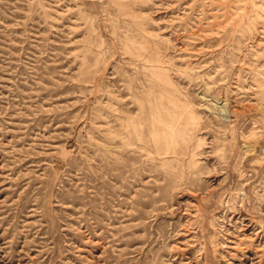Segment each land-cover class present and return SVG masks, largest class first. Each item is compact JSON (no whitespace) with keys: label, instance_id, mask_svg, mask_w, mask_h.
Here are the masks:
<instances>
[{"label":"rangeland","instance_id":"1","mask_svg":"<svg viewBox=\"0 0 264 264\" xmlns=\"http://www.w3.org/2000/svg\"><path fill=\"white\" fill-rule=\"evenodd\" d=\"M0 264H264V0H0Z\"/></svg>","mask_w":264,"mask_h":264}]
</instances>
